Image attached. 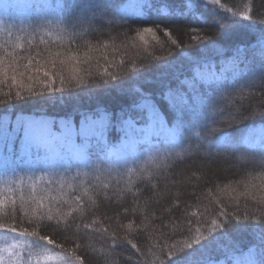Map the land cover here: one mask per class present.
I'll return each instance as SVG.
<instances>
[{"label":"snow or ice","instance_id":"snow-or-ice-1","mask_svg":"<svg viewBox=\"0 0 264 264\" xmlns=\"http://www.w3.org/2000/svg\"><path fill=\"white\" fill-rule=\"evenodd\" d=\"M202 3L224 8L221 0H202ZM140 6L141 16L145 18L132 19L123 13L117 0H32L27 7L33 9L36 15L27 23L21 21L17 28L11 18V12L17 5L11 3V0L0 4V34L7 38L0 42V74L8 76L11 73L10 80L16 85L15 91L10 89L0 98V105L13 106L37 97H54L58 92L64 93L73 89L122 88L129 79V74L119 71L114 73L109 71V66L118 69L125 64L123 59L117 65L115 61L104 57L103 70L94 75L91 71L93 59L88 55V51L84 52L82 61L78 57L81 48L100 50L111 46L113 49L132 47L147 51L146 37L155 42L153 47L157 44L161 47L166 45L167 39L160 41L158 33L160 36L171 37L172 33L178 32L179 29L172 27L170 21L152 18L157 12L153 8V0H141ZM186 7L189 12L193 11L192 2ZM225 11L230 10L225 8ZM232 15L238 16L240 13ZM243 15L245 19H251L246 12ZM224 19H227V16ZM98 20L104 26L111 27L117 24L126 29L117 33L119 45L111 35L107 36V40L97 38L95 45L90 42L83 44L78 42L83 40L81 31L85 29V34L101 31L96 26ZM260 23L264 24V20ZM216 27L228 30L220 24H216ZM16 30L19 35H16ZM14 35L16 43L11 42ZM37 37L46 45L48 40L45 37H48L56 45L55 50L52 48L46 50L48 58L44 64L37 59L41 55L40 52L31 54L32 43ZM196 39L203 41L205 48L215 47V42L210 37L197 36ZM171 44L177 50L180 49L176 40H172ZM18 49L28 54L21 57L18 55ZM219 54L221 57L226 55L224 52ZM153 60V65H146L143 70L139 65H133L129 70L132 78L138 77L144 70L155 67L162 77L170 75L176 81L175 87L169 83L163 91L155 94L137 88L135 93L138 99H133L126 110L121 109L119 113H109L106 110L84 113L78 128L62 122L60 131L57 132L46 120L30 122L25 128L29 141L25 155L31 159L34 148L36 159L46 165L51 176H67L74 167L78 169L83 165L86 171L77 170L71 179L76 180L83 175L99 181L102 176L110 178L114 172L126 169L130 160L134 163L141 158L135 151H129L130 145L145 144L149 153L154 152L158 155L163 153L165 163L157 167L161 170L166 168L173 173L170 180L167 176H164V179L169 180L172 187H176L181 183L180 176L183 175L182 172L180 176L176 173L180 164L186 161L175 153L178 161L167 163L178 145L165 146L159 139L161 135L171 133L180 137L188 150L194 153L188 159L211 161L223 152L236 164L245 161L240 173L243 178L237 179L234 182L235 186L229 185L238 196L229 198L231 204H225L217 199L215 218L203 221L200 214L207 213L208 209L199 207L200 193H192L189 202L187 193L173 195L168 192L166 184H153L152 180L160 179L154 173L150 174L147 180L142 178L135 190H129L131 209L115 205L114 215H102L99 218H97L99 209L90 210L81 194L75 195L70 204L68 201L57 200V205L67 204L68 211L62 212L61 208L57 207L55 214L51 204L45 205L44 196L33 195L32 202L35 204L33 215L29 216L27 212L19 215L14 194L9 190L3 194V200H0V208L4 207L5 200L9 203L8 211L0 215V231L5 234L3 246H0V264H53V262L85 264L80 241L86 240L84 233L89 231L99 232L110 241L109 251L115 258L110 264H118L119 261H123L124 264H192L190 250L194 246H205L204 242L209 239L205 233L219 239L234 231L248 228L256 234L259 243L255 250H250L243 259L229 256L231 264H264V129L259 132L249 130L242 137L237 135L241 131V126L248 127L247 122L253 121L256 117L264 119V30L260 31L254 45L237 47L231 56L220 60L219 66L216 63H206L202 68L197 67L191 78L176 76L171 70L170 58L153 56ZM69 62L86 66L87 79L75 68L65 74L63 68ZM95 63L99 67V61ZM48 66L53 68L59 66L60 73L48 71ZM204 75H207V79H203ZM18 76L20 79H17ZM228 81L231 82V86L225 84ZM205 85L208 86L207 91L204 90ZM237 94L241 97L240 100L227 107L221 106L225 100H231ZM253 98L258 99V103L247 105L244 103V100ZM166 121L174 122V129H168ZM197 124L201 126L202 135L198 134L201 135V139L193 145L191 138L185 137V132ZM113 129L122 134L119 145H111L106 139V133ZM77 140L81 141L80 145L76 144ZM252 147L260 149L259 156L252 153L247 157L237 155ZM41 149L44 150L43 156L40 155ZM73 149L78 153L75 164L70 151ZM7 166L6 158L5 167ZM60 169H63L62 174ZM140 171L143 173V166ZM12 172L15 174L16 169L13 168ZM115 182L119 184V180ZM19 183L23 184L22 176L19 177ZM52 183L50 179L48 184ZM60 187H64L63 182H60ZM69 187L76 191L73 185L69 184ZM90 187H94L91 179L83 186V193L86 194ZM103 187L108 188L109 184H103ZM215 187L213 182L212 187L208 188L209 198ZM226 190L227 188L221 189ZM162 192H167L164 202L160 201ZM144 197H147L144 204L138 205L137 202ZM19 199L23 202L24 196L21 194ZM249 202L253 205L251 211L248 210ZM140 207L145 209L143 214H138ZM194 207L197 209L196 212L191 211ZM121 217L126 223L120 221ZM112 223H116L117 227L110 231ZM134 224L142 226L138 228V234L134 239L143 238L146 244L143 250L134 239L129 238ZM202 224L210 226L202 228ZM51 228L57 230L59 242L57 238L48 234V229ZM193 232L195 235L179 248L175 243H169L178 235ZM153 239L156 241L155 244L147 245V241ZM120 248H131L135 252L124 257L117 251ZM186 251L187 258L184 255ZM156 252L159 253L158 256ZM196 264H213V261L211 258L201 259Z\"/></svg>","mask_w":264,"mask_h":264},{"label":"trees","instance_id":"trees-1","mask_svg":"<svg viewBox=\"0 0 264 264\" xmlns=\"http://www.w3.org/2000/svg\"><path fill=\"white\" fill-rule=\"evenodd\" d=\"M130 0H117L120 8L124 9L126 3ZM193 3V11L189 12L187 9V4ZM221 4L224 8L219 5H211L210 3H202V0H153V8L157 12L153 15V19H163L165 21L172 22V27L179 29V31H174L171 37L160 36L158 33V38L160 41L167 39L168 43L161 47L157 44L155 47L154 41L150 37H146L148 40L147 51L138 50V48H124L118 47L113 49L111 46L107 49L100 50H88L81 48L79 59L82 61L84 52L88 51V55L92 57L93 63L91 65V71L95 75L98 71H102L105 66L104 57H107L110 61H115L119 65V61L123 59L125 64L120 66L118 69H114L109 66V71H119L123 74H129V79L124 84L122 88H112L109 90H103L94 88L91 90L86 89H73L72 91H66L64 93H56L54 97L44 96L37 97L27 102H20L13 106L0 105V133L3 135H10V131L16 126L18 121H36V120H46L51 121L53 124V130L60 131V124L65 122L72 126H78L80 124L81 116L84 113H91L94 110L98 111H108L109 113H119L121 109H127L133 99H138L135 93V89L141 88L145 92L158 93L163 91L166 85L169 83L173 87L176 86V81L170 76H161L160 72L155 68L151 67L149 70L142 71V74L136 78H132L129 70L133 65H139L143 70L146 65L151 66L154 63L153 56L170 58L172 61L171 70L175 72L176 76L181 78H191L195 73L197 67H201L204 64L216 63L219 66V62L222 58L226 59L228 56L234 52L237 47H246L249 45H254L256 37L259 35L260 31L264 30V24L260 21L264 20V0H221ZM229 9L230 11H225ZM32 10V15L30 18L34 17L36 13ZM138 13L127 15L124 11L123 13L132 19H143L145 17L141 16V6L136 11ZM247 13L251 19H245L244 13ZM232 13H240L238 16H233ZM227 16V19L224 17ZM14 21V19H12ZM30 20V19H29ZM28 20V21H29ZM28 21L24 20L25 23ZM231 22V23H230ZM17 28L20 25V21L16 22ZM216 24L225 26L227 31L218 29ZM96 26L101 29L100 32H89L85 34V31H81L83 40L78 41L83 44L85 42H90L95 45L97 38L107 40V36L111 35L117 45L120 44L117 38L118 32L126 31V29L119 27L117 24L111 27L104 26L98 20ZM16 35H19L18 30H16ZM16 35L11 39L12 43H16ZM210 37L212 41L215 42V47L220 50L209 51V47L205 48L203 41H198L196 37ZM7 39L3 34H0V42ZM46 40H48L45 37ZM172 40H176L180 45V49L177 50L175 46L171 44ZM65 44H67V39H65ZM25 47H28L25 45ZM74 47V45H73ZM56 49V45L48 40V44L41 43L39 38L32 43L31 54L35 55L36 52H40L41 55L37 57L44 64L47 57V49ZM18 55L23 57L28 53L22 52L19 49ZM219 52H224L226 55L221 57ZM182 53V54H181ZM99 61V67L95 63ZM199 61V64H197ZM23 63V60H21ZM75 68L76 71L80 73L82 77L87 79L85 72L86 66L82 64H75L74 62H69L64 66L63 72L68 74L71 70ZM47 70L56 74L60 73V67L57 66L53 68L51 66L47 67ZM11 73L8 76H3L0 74V98L3 97L10 89L15 91L16 85L10 80ZM17 79H20L18 76ZM203 79H207V75L203 76ZM27 83V81H22ZM226 85L231 86V82H225ZM205 91L208 90V86L205 85ZM247 91V90H246ZM241 97L237 94L232 97L231 100H225L222 103V107H227L236 100H240ZM244 103L256 104L258 99L244 100ZM170 119V118H169ZM168 129H174V122H167ZM248 127L244 128L241 126V131L237 134L238 137L244 136L249 130H262L264 129V119L260 117L254 118L253 121H249ZM6 127V132L3 129ZM13 133V132H12ZM201 126L199 124L189 127L185 132V137L191 138V143L194 145L198 143L201 139ZM121 133L115 129L106 133V139L111 145H119ZM162 144L168 145H178L174 148V155L169 158L167 163L171 164L178 161V157L175 153L179 154V158L184 159L186 162L180 164V167L176 173L180 176L182 172L183 175L180 176L181 183L176 187H172L169 180L171 179L173 173L168 169H158V165L165 163L163 159V153L159 155L152 152L149 153L148 146L145 144L133 145L137 156L141 158L136 160L134 163L130 160L132 164L128 165L126 169L122 168L119 172H114L112 177L106 178L101 177L99 181L92 177H86L81 175L76 180H72L71 177L75 175L77 170L81 172L86 171L83 165L79 168L73 169L72 172L68 173L67 176H59L55 178H48L46 182L51 179L53 183L48 184L49 189H43L41 191L34 190L28 185L26 181L23 180V184L19 183V177L25 178L24 174L27 172L44 171V173H49L46 165L42 161H38L35 155V149H32V156L29 159L21 150L23 154H18V149L14 145V150L10 155L14 157H9L7 153L2 157L3 168L0 169V200H3V194H6L9 190L14 194L16 200V205L18 208V214L23 215L27 212L29 216L33 215V209L35 204L32 202V196L45 197V205L51 204L53 209V214H55L57 207H60L62 212L68 211L67 204L57 205L56 201H68L72 203V198L77 195H83V200L86 202V206L90 210L99 209L97 211V218L102 215L112 216L114 215L113 207L115 205L127 206L132 208L131 202V190H135L136 186L141 183V179L147 180L150 174H155L160 177L159 180H152L153 184H166L168 186V192L173 195H182L187 193L189 197V202H191V194L196 192L200 193L201 202L199 207L201 209L207 208V213H201L200 217L203 221H210L215 218L217 199L223 201L225 204H231L229 199L232 196H238V193L232 191L231 186H235L234 182L237 179H242L241 176V166L245 165V161H240L239 164L234 163L232 158L225 153H221L218 157L211 161H204L200 159H188V157L193 156L194 153L188 150L187 145H184L181 138L174 136L171 133L163 134L159 137ZM81 143L80 140H77ZM155 142V138H153ZM249 153L259 156V148H249L245 149L237 155H243L247 157ZM40 155H44V150H40ZM16 157L23 158V160L28 161V166H24L27 171H22L16 175V173H11V163ZM7 158L8 166L5 167V159ZM38 163L34 168L31 165ZM74 163V162H73ZM75 164V163H74ZM143 166V173H141L140 168ZM33 170V171H32ZM63 173V170L61 174ZM71 174V175H69ZM45 176V175H44ZM167 176L169 180L164 179ZM91 179L92 185L89 191L84 194L83 186L87 181ZM119 180V184L115 181ZM60 182L64 183V187H60ZM213 182L216 187L209 198L208 188L212 187ZM69 184L73 185L76 191H73L69 187ZM103 184H109L108 188H104ZM227 188L226 191H221V189ZM146 190V189H144ZM21 194L24 196V201L21 202L19 197ZM167 192H162L160 196V201L164 202ZM54 197L55 199H50ZM144 199L138 201V205L142 206L144 204ZM211 199V202H210ZM242 210L243 201L241 200ZM9 203L4 201V207L0 208V215H3L8 211ZM253 205L249 202L248 210L251 211ZM122 210V209H120ZM145 209L140 207V212L138 214H143ZM192 212H196L197 209L194 207ZM121 222L126 223L123 218H119ZM27 226V225H25ZM210 225H201V227ZM117 227L116 223H112L110 226V231L115 230ZM142 227L138 224L133 225L132 234L129 236L130 239H134L138 234V228ZM158 227V226H157ZM42 234H44L43 229H41ZM48 234L52 235L53 238H58V233L55 228L48 229ZM151 234V233H150ZM86 240L80 241L82 244L81 253L84 255L85 264H110V262L115 259L109 251L110 241L107 240L101 233H93L91 231L84 233ZM155 235H159L155 233ZM195 233H188L186 235H178L174 240L169 241V243H175L179 248L184 243L193 237ZM209 236V239L204 242V247L194 246L191 251V261L192 264H196L197 261L201 259L211 258L213 264H231L229 256L233 258L243 259L250 250H255L256 245L259 243L258 237L252 231L251 228L242 231H234L227 236L221 237L219 239L213 238L209 233H205ZM0 239H5V234L0 231ZM134 242L138 246L142 247V250L146 246L145 241L141 237L139 240L134 239ZM155 240L147 241V245L155 244ZM124 257L128 255H133L135 250L131 248H120L117 249ZM159 253L156 252V256ZM185 257H188L187 251L185 252ZM155 259V257H152ZM55 264V262H53ZM118 264H124L123 261H119Z\"/></svg>","mask_w":264,"mask_h":264},{"label":"rangeland","instance_id":"rangeland-1","mask_svg":"<svg viewBox=\"0 0 264 264\" xmlns=\"http://www.w3.org/2000/svg\"><path fill=\"white\" fill-rule=\"evenodd\" d=\"M6 2V0H0V4ZM32 0H11V3L17 5L16 8H14L11 12V18L14 19V21H28L30 18V16L32 15V10L31 8L27 7V5L29 3H31ZM141 5V0H130L126 3V5L124 6L123 11L127 14V15H132L138 10V8ZM35 12V11H34ZM33 12V13H34ZM51 43L52 39L46 37ZM54 44V43H53ZM209 47V51H215V50H220L219 48L216 47H212V46H208ZM33 121H18L16 122V126L14 127V129L12 131H10V135L7 136L6 134L3 135V133H0V169L3 168V162L1 161L2 157L5 155V153L8 154L9 157H14L13 155H10V153L13 152L14 150V145L17 147L18 149V154H25V150L28 147V139L26 138V132H25V128L26 126ZM49 123L52 124L51 121H48ZM53 126V124H52ZM75 127L78 128V126L76 125ZM4 131L6 132V127L3 126ZM56 131V130H54ZM257 132L260 131V129L255 130ZM13 132V133H12ZM58 132V131H57ZM77 145H80L81 143H78L76 141ZM21 150L19 149V147ZM133 145H130L129 151H133ZM252 148H257V147H252ZM34 149V148H33ZM71 151V155L73 156V162L75 163V158L78 155V153L73 149L70 150ZM5 152V153H4ZM94 159V157H93ZM38 163L36 162L34 165H31L32 168H34ZM132 164L131 162L128 163V165ZM28 166V161H25L23 159H21L20 157H16L15 159L12 160L11 163V168H15L16 169V175L18 176V174L21 171V169H23V171H27V169L24 166ZM39 165V164H38ZM40 166V165H39ZM63 169H60V173L62 172ZM33 171V170H32ZM13 173V172H11ZM45 175V176H44ZM71 175V174H69ZM25 178L23 179L24 181H26L28 183V185L34 189V190H38L41 191L43 189H49V186L46 182V179L48 178H55V177H59V176H51L49 173H44V171H39V173L36 172H27L24 174ZM29 176H31V179H29ZM5 239H0V246H3Z\"/></svg>","mask_w":264,"mask_h":264}]
</instances>
